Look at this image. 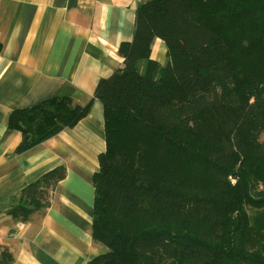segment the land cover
Returning a JSON list of instances; mask_svg holds the SVG:
<instances>
[{"label":"trees","instance_id":"trees-1","mask_svg":"<svg viewBox=\"0 0 264 264\" xmlns=\"http://www.w3.org/2000/svg\"><path fill=\"white\" fill-rule=\"evenodd\" d=\"M154 39L163 66L149 58ZM118 54L123 66L94 91L105 151L91 238L105 252L88 264H264V0H152ZM90 106L53 96L13 111L15 154L73 128ZM65 176L64 166L46 172L8 214L23 223L46 210Z\"/></svg>","mask_w":264,"mask_h":264},{"label":"crops","instance_id":"crops-1","mask_svg":"<svg viewBox=\"0 0 264 264\" xmlns=\"http://www.w3.org/2000/svg\"><path fill=\"white\" fill-rule=\"evenodd\" d=\"M152 0H0V254L13 264H88L105 250L91 238L98 157L105 151L102 104L94 98L101 79L123 66L121 42L133 38L136 8ZM150 60L168 58L159 39ZM147 60L137 69L144 73ZM53 96L68 97L89 113L44 143L16 155L13 111ZM64 166L65 178L49 207L26 222L8 211L15 197L46 172Z\"/></svg>","mask_w":264,"mask_h":264},{"label":"rangeland","instance_id":"rangeland-1","mask_svg":"<svg viewBox=\"0 0 264 264\" xmlns=\"http://www.w3.org/2000/svg\"><path fill=\"white\" fill-rule=\"evenodd\" d=\"M142 61V60H141Z\"/></svg>","mask_w":264,"mask_h":264}]
</instances>
